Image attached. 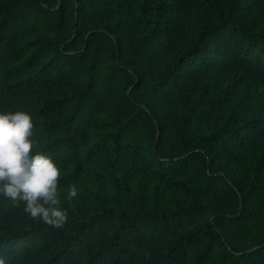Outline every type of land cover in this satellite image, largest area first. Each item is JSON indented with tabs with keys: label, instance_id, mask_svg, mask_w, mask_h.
<instances>
[{
	"label": "trees",
	"instance_id": "trees-1",
	"mask_svg": "<svg viewBox=\"0 0 264 264\" xmlns=\"http://www.w3.org/2000/svg\"><path fill=\"white\" fill-rule=\"evenodd\" d=\"M17 110L68 219L0 198L5 264H264V0H0Z\"/></svg>",
	"mask_w": 264,
	"mask_h": 264
},
{
	"label": "clouds",
	"instance_id": "clouds-1",
	"mask_svg": "<svg viewBox=\"0 0 264 264\" xmlns=\"http://www.w3.org/2000/svg\"><path fill=\"white\" fill-rule=\"evenodd\" d=\"M33 128L30 113L0 111V198L22 202L31 218L61 227L68 219L58 194L61 170L52 156L35 149ZM77 195V187L70 185L66 199Z\"/></svg>",
	"mask_w": 264,
	"mask_h": 264
}]
</instances>
